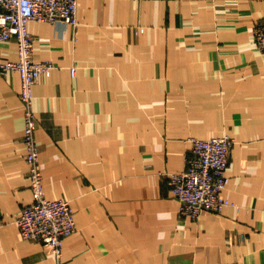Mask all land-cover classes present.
<instances>
[{"label":"crops","instance_id":"1","mask_svg":"<svg viewBox=\"0 0 264 264\" xmlns=\"http://www.w3.org/2000/svg\"><path fill=\"white\" fill-rule=\"evenodd\" d=\"M264 0H78L77 25L30 21L45 195L70 202L57 260L21 238L31 202L16 72H0V264H264ZM14 39L0 61H17ZM72 69L74 70L72 73ZM234 141L218 213L167 185L189 138Z\"/></svg>","mask_w":264,"mask_h":264},{"label":"built area","instance_id":"2","mask_svg":"<svg viewBox=\"0 0 264 264\" xmlns=\"http://www.w3.org/2000/svg\"><path fill=\"white\" fill-rule=\"evenodd\" d=\"M77 8L78 0H0V43L14 39L18 54L17 61H0V72H16L20 76V100L24 108L22 139L31 192V202L22 208L15 224L21 238L47 247L57 260L62 256L64 239L75 231V219L68 200L49 199L44 191L32 94L40 76L54 66L50 61L33 59L35 39L28 24L62 22L76 26ZM252 34L256 48L264 52V23L255 24ZM188 141L191 155L186 166L168 174L167 185L178 202L179 214L197 219L203 212L218 213L227 205L223 191L234 141L228 135L191 137Z\"/></svg>","mask_w":264,"mask_h":264}]
</instances>
